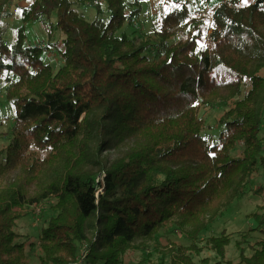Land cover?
I'll use <instances>...</instances> for the list:
<instances>
[{"label": "trees", "instance_id": "obj_1", "mask_svg": "<svg viewBox=\"0 0 264 264\" xmlns=\"http://www.w3.org/2000/svg\"><path fill=\"white\" fill-rule=\"evenodd\" d=\"M12 1L0 0V73L15 78L6 93L14 126L0 150V264H29L14 228L47 201L56 215L41 229L39 264H70L82 248L83 264H124L136 241H155L167 227L189 242L167 241L168 264H232L225 230L200 235L264 167V0H220L209 19L176 2L144 38L121 32L138 3L25 0L7 42ZM45 8L55 16L43 24L49 42L29 45ZM54 47L63 61L56 72L44 62ZM219 69L232 80L217 82ZM216 109L214 141L200 113ZM258 229L249 255L247 235L236 242L239 264H264V215Z\"/></svg>", "mask_w": 264, "mask_h": 264}, {"label": "rangeland", "instance_id": "obj_2", "mask_svg": "<svg viewBox=\"0 0 264 264\" xmlns=\"http://www.w3.org/2000/svg\"><path fill=\"white\" fill-rule=\"evenodd\" d=\"M129 3H138L140 14L138 18L130 25L124 26L122 33L128 37L144 38L153 34L158 29L160 19L166 12L175 7L176 2H185L192 16L211 18L213 8L220 0H128ZM253 0H239L241 4H248ZM29 1L13 0L9 6L12 16L4 19L6 25V34L4 39L11 42L15 30L21 26V12L19 9L26 7ZM76 9V7H74ZM134 7L130 6V9ZM87 20L95 18V11L92 8H77ZM43 21L33 24L28 28L27 38L29 45H38L43 47L49 42L44 32V23L54 22V13L49 12L47 8L43 10ZM107 18V15H105ZM47 40V41H46ZM59 40V36H55L53 42ZM59 46V43H57ZM44 62L49 64L54 72H56L63 64L60 54L56 47L44 52ZM212 77L217 82H227L232 77L223 70H215ZM15 79L11 74L5 72L0 73V150L5 149L11 139V133L14 126L15 110L6 101V93L10 86L9 80ZM222 113L221 109H216L200 116L204 119L206 129L203 133L204 137H211L217 141L221 129L218 127L216 120ZM260 136H264V130ZM264 155V154H263ZM264 185V167L260 166L259 174L254 178L249 190L241 198L234 201L232 206L227 209L221 218L216 220L208 229L200 235L201 239L209 236H220L225 230L231 238V244L227 249L226 262L239 264V251L236 242L241 240L243 235H247V242L244 243L246 254L249 255L250 245L263 238L259 232L260 217L264 215V191L260 193L257 189ZM21 219L16 222L14 230L20 235V242L26 245L27 255L29 256V264H39V251L37 243L40 237L41 229L45 227L46 222L56 215L51 209L49 201L41 205H34L27 209ZM169 242H176L182 245H189L180 230L175 227L162 229L155 241L135 242V248L130 250L124 257V264H168L169 259L162 254L163 246ZM203 256L208 257L212 263L218 259L211 252H203ZM198 262V259H196Z\"/></svg>", "mask_w": 264, "mask_h": 264}, {"label": "built area", "instance_id": "obj_3", "mask_svg": "<svg viewBox=\"0 0 264 264\" xmlns=\"http://www.w3.org/2000/svg\"><path fill=\"white\" fill-rule=\"evenodd\" d=\"M85 255L86 252H84V248H82V252L80 253V255L75 259V261L71 262L70 264H83L82 260L84 259Z\"/></svg>", "mask_w": 264, "mask_h": 264}]
</instances>
